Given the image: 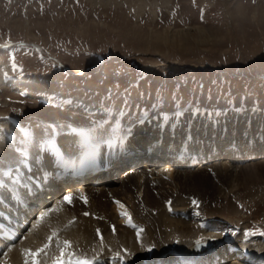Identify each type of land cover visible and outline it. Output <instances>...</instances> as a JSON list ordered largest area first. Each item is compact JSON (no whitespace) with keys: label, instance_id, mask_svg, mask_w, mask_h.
I'll use <instances>...</instances> for the list:
<instances>
[{"label":"rangeland","instance_id":"obj_1","mask_svg":"<svg viewBox=\"0 0 264 264\" xmlns=\"http://www.w3.org/2000/svg\"><path fill=\"white\" fill-rule=\"evenodd\" d=\"M0 59L1 137L11 134V127L5 128L11 120L10 126L25 131L26 140L36 137L43 125L55 130L54 125L65 129L78 122L102 143L113 130L133 127L127 125L129 114L142 120L149 107L182 113L193 105L263 106L264 0H0ZM10 82L24 85L26 91ZM74 101L92 106L93 113L67 108ZM13 134L16 137L17 132ZM16 138V143H24L23 137ZM111 140L109 146L120 155L139 147L128 146L130 141L118 133ZM57 144L63 150L71 147L67 142ZM253 157L250 170L242 174L256 177L253 183L210 203L184 195L196 199L195 204L190 202L193 208L165 212L171 219L188 222L194 211H201L200 225L208 235L193 241L215 245L198 255L233 244L255 247L264 238V154ZM127 160L129 167L132 158ZM120 171L112 177L117 179ZM80 215L75 213L71 220ZM132 219L135 227L128 218L121 226L137 235L147 231L144 223ZM35 242H23L17 248L19 255L8 252L17 262L11 258L0 264L27 260L32 264L26 250L39 249L41 241ZM178 244L168 245L164 253L151 246L149 255L157 258L142 260L192 262L190 256L197 253L192 256L181 250L187 245ZM121 257L131 264L142 263L139 258Z\"/></svg>","mask_w":264,"mask_h":264},{"label":"bare ground","instance_id":"obj_2","mask_svg":"<svg viewBox=\"0 0 264 264\" xmlns=\"http://www.w3.org/2000/svg\"><path fill=\"white\" fill-rule=\"evenodd\" d=\"M150 66L146 67L151 69ZM9 85L21 91L24 89V85L19 83L10 82ZM68 105L73 106L67 108L88 113L94 111L92 106L78 101ZM234 105L237 106L193 105L182 113L149 107L142 120H135L136 116L129 114L127 125L133 123V127L121 132L113 130L102 143L94 140L93 132L79 128L78 122H70L74 126L65 129L60 127L61 124L58 127L53 124L55 130L43 125L36 137L32 135L26 140L25 131L15 125L10 126L12 120L8 121L10 125L5 128L11 127L10 135L17 132L16 137H23L24 143H16L15 135V138L8 135L7 130L8 136L0 135L3 139L0 145V217L10 223L17 234L12 245L0 243V263L12 258L9 251L14 250L15 255L16 252L19 255L17 248L23 242L29 245L39 240L40 248H43L53 232L56 236L50 246L36 258L39 264H57L65 240L71 242V247L65 249L63 264H68L67 253H75L88 260L98 257V264H131L121 255L139 260L156 257L149 255L151 246L164 253L166 247L174 242L187 245L181 250L191 251L197 242H203H194V239L208 235L203 229L204 224L200 225L201 214L197 212L201 211H194V218L188 222L171 219L165 212H187L189 207L193 208L189 206L192 205L190 202L196 199L210 203L229 193H237L256 180L252 174L242 175L243 170H250L253 156L264 154L261 150L264 145V105ZM103 131L101 127L99 132ZM117 133L130 141L128 146L137 144L139 147L128 148V154L116 153L109 144H113L111 139ZM57 141L67 142L72 148L63 150ZM130 157L132 161L127 167L126 160ZM167 158L169 161L163 163ZM117 171H120L119 177L114 179L112 175ZM78 174L83 176L78 178L75 176ZM62 177L65 178V186L55 182ZM51 181L56 184L46 194L45 205L34 207L31 215H25L24 209L28 204L33 205V201L24 203L20 194L30 192L37 182L45 186ZM69 194L71 203L64 201V196ZM184 195H195L196 199ZM15 207L22 211H15ZM83 210L89 215L86 216ZM46 211L48 215L37 223L40 214ZM75 213L81 215L73 221L71 217ZM122 213L144 223L147 231L137 235L135 231L122 227L128 218ZM20 214L28 216L26 222ZM111 226H114V231ZM263 242L264 238L260 237L255 247L228 244L226 249H214L204 255L197 253L195 258L190 256L194 262H189V259L184 263L178 258L158 263L151 258L142 260L140 264H264Z\"/></svg>","mask_w":264,"mask_h":264},{"label":"snow or ice","instance_id":"obj_3","mask_svg":"<svg viewBox=\"0 0 264 264\" xmlns=\"http://www.w3.org/2000/svg\"><path fill=\"white\" fill-rule=\"evenodd\" d=\"M64 201L71 203V194L65 196ZM116 203L119 204L120 202L117 201ZM193 203L195 204L196 201H193ZM121 207H123V205H121ZM49 211H51V210H49ZM47 215H48L47 211L42 212L40 214V218L37 221V223L42 221L44 219V217ZM85 215H88V214L85 213ZM122 215L128 216V224L132 227H135V225L132 224L131 217L127 213H122ZM97 234H99V230H97ZM55 236H56V233L53 232V234L48 237L49 243L45 244L43 246V248L37 249L35 252H32L31 250H26V255H28L29 257L32 258V264H39V261L36 259V257L40 253L44 252L45 249H47L50 246V243ZM101 244H103V237H101ZM70 247H71L70 241H67V240L63 241V247L61 248L60 257L57 260V264H63L64 257L66 255L65 249L70 248ZM67 256H68V264H98V259H99L98 257H94L92 260H88L86 258H81V257L76 256L75 253H67ZM116 257L119 258L120 254L117 253ZM26 264H27V262H26Z\"/></svg>","mask_w":264,"mask_h":264},{"label":"water","instance_id":"obj_4","mask_svg":"<svg viewBox=\"0 0 264 264\" xmlns=\"http://www.w3.org/2000/svg\"><path fill=\"white\" fill-rule=\"evenodd\" d=\"M213 247L212 242H197V244L191 249V251H187L190 253H199L205 250H208Z\"/></svg>","mask_w":264,"mask_h":264}]
</instances>
